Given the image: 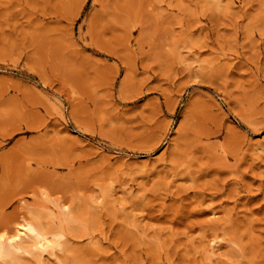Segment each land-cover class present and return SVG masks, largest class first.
<instances>
[{"label":"rangeland","instance_id":"1","mask_svg":"<svg viewBox=\"0 0 264 264\" xmlns=\"http://www.w3.org/2000/svg\"><path fill=\"white\" fill-rule=\"evenodd\" d=\"M22 220L58 246L0 264H264V0H0Z\"/></svg>","mask_w":264,"mask_h":264},{"label":"bare ground","instance_id":"2","mask_svg":"<svg viewBox=\"0 0 264 264\" xmlns=\"http://www.w3.org/2000/svg\"><path fill=\"white\" fill-rule=\"evenodd\" d=\"M32 220V219H31ZM8 234V233H7ZM1 235L0 234V253H8L10 250H21L24 247L19 243L20 240L28 238L31 240V246L43 252L46 248H55L58 245L52 243L46 234L40 230L38 224L33 221L22 220L16 224L15 232ZM12 234V235H11Z\"/></svg>","mask_w":264,"mask_h":264}]
</instances>
